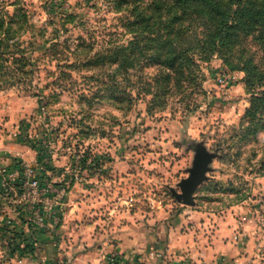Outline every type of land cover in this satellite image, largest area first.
<instances>
[{
  "label": "rangeland",
  "instance_id": "374dc122",
  "mask_svg": "<svg viewBox=\"0 0 264 264\" xmlns=\"http://www.w3.org/2000/svg\"><path fill=\"white\" fill-rule=\"evenodd\" d=\"M169 17L153 0H0V52L13 45L25 72L15 67L14 76L0 77V139L28 146L35 159L18 167L37 178L46 164V197L59 201L61 213L74 205L76 223L94 232L116 220H173L189 208L177 197L195 164L203 176L194 210L218 214L250 199L264 203L257 191L264 102L254 101L264 86L248 82L264 71L261 46L244 36L220 55L194 52L177 89L170 80L176 75L160 66L168 50L151 41L169 37L149 32ZM3 66V73L14 71ZM155 81L165 95L152 99L145 90ZM26 198L48 206L37 202L38 192ZM22 206L27 212L32 205Z\"/></svg>",
  "mask_w": 264,
  "mask_h": 264
},
{
  "label": "crops",
  "instance_id": "0c3cea01",
  "mask_svg": "<svg viewBox=\"0 0 264 264\" xmlns=\"http://www.w3.org/2000/svg\"><path fill=\"white\" fill-rule=\"evenodd\" d=\"M5 139H0V184L4 172L35 159L28 146ZM257 181L264 197V177ZM49 199L46 226L34 231L21 222L23 206L4 196L0 187V227L11 221L22 239L31 236L34 242L32 251H25L22 243L11 254L0 239V264H110L113 255L118 264H264V203L259 205L257 199L218 214L182 208L159 226L150 220L124 226L116 220L101 233L76 223L80 214L74 205L61 213L59 201Z\"/></svg>",
  "mask_w": 264,
  "mask_h": 264
},
{
  "label": "trees",
  "instance_id": "16d2710c",
  "mask_svg": "<svg viewBox=\"0 0 264 264\" xmlns=\"http://www.w3.org/2000/svg\"><path fill=\"white\" fill-rule=\"evenodd\" d=\"M153 6L158 11L167 10L170 15L168 19L159 21V26L149 32L158 36V33L164 31L165 36L169 37L168 40H162L163 37L160 35L158 39L151 41L160 45V48L168 50L167 62L160 66L161 69L176 75L175 79L170 76L168 78L178 83L177 89L182 87L179 84L181 81L179 72L187 69L188 74L191 73L189 63L194 52H198L202 57L215 53L220 55L221 49L228 48L235 40L252 36L261 46L264 55V0H153ZM179 22L186 24L178 28ZM11 47L13 45L7 46L5 52H0V69L2 70L3 65L10 63L14 71L12 69L4 73L0 71L1 78L8 79L14 76L12 74L16 72L15 67H19L16 69L17 74L25 75L22 71L24 64L16 63L17 53L9 50ZM248 73L246 71V74ZM248 79V82L253 79L254 84L260 82V85L264 86V71L248 75ZM148 87H152L151 84ZM158 89L159 85L155 81L153 89L148 88L145 92L152 95V99L157 97L158 92L160 96H164L165 91ZM254 101L264 102V93L259 98H254ZM40 164L41 170L37 172V180L41 186H44L50 178L46 176L47 165ZM21 219L22 223H27L23 218ZM27 225L32 228V224L27 223ZM22 235L20 229L13 224L5 223L0 227V239L3 238L8 243L11 254L22 243L25 249L32 251L34 242L31 236L22 239Z\"/></svg>",
  "mask_w": 264,
  "mask_h": 264
},
{
  "label": "built area",
  "instance_id": "2783aa9c",
  "mask_svg": "<svg viewBox=\"0 0 264 264\" xmlns=\"http://www.w3.org/2000/svg\"><path fill=\"white\" fill-rule=\"evenodd\" d=\"M0 187L4 196L11 193L16 194L18 192L19 195L15 197L16 205L20 206L23 205V203L32 205L27 208V212L24 211L25 213L22 216L27 223H31L37 230L45 228L46 222L44 212L46 207H43V209L41 207L36 208L35 203L32 201L29 202L26 195L35 194L36 192L40 193L42 199L37 202L43 204V206H47V200L50 199L46 196L51 192L49 182H45L44 186H41L36 178L35 171L31 168H27L24 164H21L17 169L3 173ZM258 203L259 205H262L263 199L258 200ZM6 224L11 225L12 223L11 221H7ZM111 264H118L116 256L111 258Z\"/></svg>",
  "mask_w": 264,
  "mask_h": 264
},
{
  "label": "water",
  "instance_id": "95a60500",
  "mask_svg": "<svg viewBox=\"0 0 264 264\" xmlns=\"http://www.w3.org/2000/svg\"><path fill=\"white\" fill-rule=\"evenodd\" d=\"M203 176V170L200 164H195L192 172L185 180H182L179 184L181 194L177 197L179 202H182L185 206L194 205V194L197 186L200 184Z\"/></svg>",
  "mask_w": 264,
  "mask_h": 264
}]
</instances>
